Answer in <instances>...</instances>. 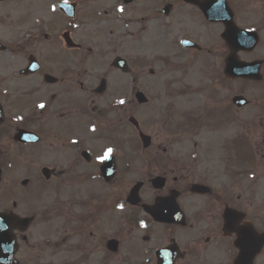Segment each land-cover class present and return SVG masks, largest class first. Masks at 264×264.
<instances>
[{
	"label": "flooded vegetation",
	"instance_id": "af4514ba",
	"mask_svg": "<svg viewBox=\"0 0 264 264\" xmlns=\"http://www.w3.org/2000/svg\"><path fill=\"white\" fill-rule=\"evenodd\" d=\"M168 1L0 0V213L31 219L0 235L4 264H233L224 209L245 214L236 226L263 231L264 0H220L208 12ZM151 16L170 22L168 37L188 28L181 39L199 46L187 57L211 84L188 116L170 90L149 132L131 120L147 110L127 83L143 60L131 40L111 36L127 23L143 41ZM117 56L128 72L114 66ZM254 264H264V246Z\"/></svg>",
	"mask_w": 264,
	"mask_h": 264
},
{
	"label": "rangeland",
	"instance_id": "374dc122",
	"mask_svg": "<svg viewBox=\"0 0 264 264\" xmlns=\"http://www.w3.org/2000/svg\"><path fill=\"white\" fill-rule=\"evenodd\" d=\"M180 50H182L181 49V47H180ZM184 54H187L188 53V51H182ZM146 60H147V69L148 68H151V69H156V70H154L155 72H157V75H158V73H160V74H163V75H165V82L167 83V84H170V85H176L177 84V82H183L184 80H182L181 78H179L178 76H177V74H176V72H174V71H166V70H164L163 68H161V66L159 65V64H157V62H156V59L155 58H150V57H148L147 55H146ZM193 74H194V76H192V71H187L186 73H184V75H188V78H187V82H191V80H192V83H199L200 82V80H201V77H202V71L201 70H195V71H193ZM193 77V78H192ZM190 78H191V80H190ZM144 83H145V85H147L148 84V81L147 80H145L144 81ZM238 83V81H232V82H230V84H231V86L232 87H230L229 89H228V91L229 92H232L233 91V88H234V85L233 84H237ZM178 87H180V86H178ZM170 88V87H169ZM145 93L148 95L149 94V96L151 95L152 96V98L154 99L155 98V91L154 90H151V89H148L147 90V92L145 91ZM194 100V102L197 104V105H201V103H202V98L200 97V96H198L197 95V97L196 98H194L193 99ZM175 103H176V105L178 104V107H179V109L181 110L182 108H183V106H182V104L180 103V102H178V101H176L175 100ZM176 109V108H175ZM178 115H179V113H178ZM149 120L147 119V122H148ZM151 127V126H150ZM238 131H240V130H238ZM135 178V176H133V179ZM262 182H261V184L259 185V187H258V195L261 197V196H264V178H262ZM247 190V189H246ZM248 192H251L250 190L249 191H246V193H248ZM264 200V198L263 199H261L260 201H263ZM259 204H260V207H261V209H262V212H261V215L263 216L264 215V203H262V202H259Z\"/></svg>",
	"mask_w": 264,
	"mask_h": 264
},
{
	"label": "snow or ice",
	"instance_id": "6c2138e0",
	"mask_svg": "<svg viewBox=\"0 0 264 264\" xmlns=\"http://www.w3.org/2000/svg\"><path fill=\"white\" fill-rule=\"evenodd\" d=\"M119 103L122 104V103H124V101L121 100V101H119ZM40 107H44V105H40ZM111 152H112V149L111 148L107 149L106 152L104 153V157H101V159L107 157Z\"/></svg>",
	"mask_w": 264,
	"mask_h": 264
},
{
	"label": "water",
	"instance_id": "95a60500",
	"mask_svg": "<svg viewBox=\"0 0 264 264\" xmlns=\"http://www.w3.org/2000/svg\"><path fill=\"white\" fill-rule=\"evenodd\" d=\"M235 264H238V260L235 261Z\"/></svg>",
	"mask_w": 264,
	"mask_h": 264
}]
</instances>
